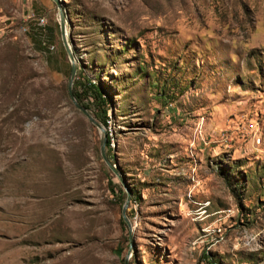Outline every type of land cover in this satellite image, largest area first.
<instances>
[{"label":"rangeland","instance_id":"obj_1","mask_svg":"<svg viewBox=\"0 0 264 264\" xmlns=\"http://www.w3.org/2000/svg\"><path fill=\"white\" fill-rule=\"evenodd\" d=\"M58 1L117 176L55 4L0 0V264H264V0Z\"/></svg>","mask_w":264,"mask_h":264},{"label":"water","instance_id":"obj_2","mask_svg":"<svg viewBox=\"0 0 264 264\" xmlns=\"http://www.w3.org/2000/svg\"><path fill=\"white\" fill-rule=\"evenodd\" d=\"M52 2L55 4L58 14H59V32H60V36L63 42V46L68 58V62H69V74H68V79H67V84H66V91H67V95L69 100L71 101L73 107L80 112L89 123H91L93 126H95L99 132L102 134V138L100 140V144H99V152H100V156L102 158V160L105 162L106 166L113 172V174L115 176H117V173L113 170V167L109 164V162L106 160L105 154H104V148H105V142H106V134L105 131L103 130V128L87 113V111L85 109H83L73 98L72 95V91H71V86H72V80H73V76L75 74V64L73 62L72 56L67 48V45L65 43V39H64V29H63V18H64V14L63 11L59 8V1L58 0H52ZM126 198L125 201L121 207V220L122 222L126 225L127 229H128V241L130 243V227H129V223L124 215L127 204H128V200H129V193L126 191ZM124 264H126V258L124 259Z\"/></svg>","mask_w":264,"mask_h":264},{"label":"trees","instance_id":"obj_3","mask_svg":"<svg viewBox=\"0 0 264 264\" xmlns=\"http://www.w3.org/2000/svg\"><path fill=\"white\" fill-rule=\"evenodd\" d=\"M72 95L75 101L85 110H90L92 108H96V111L99 115V122L103 125L105 124V117H106V109L105 106V98L101 93V90L98 86L90 83L87 80H83V83H79L78 86H74L72 89ZM89 99V105L84 104L82 99L84 98ZM109 140L106 137L105 148L107 151L110 150L109 148ZM110 185V183H109ZM111 187V191L113 192V187ZM120 195H123L122 192L118 190ZM122 223V222H121Z\"/></svg>","mask_w":264,"mask_h":264},{"label":"built area","instance_id":"obj_4","mask_svg":"<svg viewBox=\"0 0 264 264\" xmlns=\"http://www.w3.org/2000/svg\"><path fill=\"white\" fill-rule=\"evenodd\" d=\"M38 24L43 27L44 26L43 19H39L38 20ZM49 48L52 49V47H49ZM107 130H108V132L105 133V134H106V137H108V140H109L110 145H111V143H112L111 132H110L109 128ZM208 258H209L208 250L206 248H204L202 250V253H201V260H200L199 264H208ZM209 264H214V263H210L209 262Z\"/></svg>","mask_w":264,"mask_h":264}]
</instances>
